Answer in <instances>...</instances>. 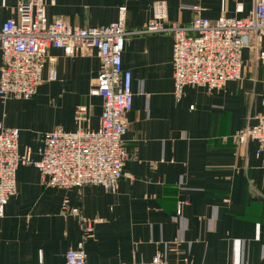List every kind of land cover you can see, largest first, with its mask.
Listing matches in <instances>:
<instances>
[{"label": "crops", "instance_id": "obj_1", "mask_svg": "<svg viewBox=\"0 0 264 264\" xmlns=\"http://www.w3.org/2000/svg\"><path fill=\"white\" fill-rule=\"evenodd\" d=\"M22 1L0 0V26L17 17ZM46 1L49 21L83 29L109 26L127 6L123 69L132 74L134 93L127 115L130 160L115 194L92 186L51 189L38 169L20 166L17 194L0 217V264H65L66 253L82 239L78 219L62 213L65 199L86 218L102 221L86 240L87 264L150 262L157 254L169 264H264V155L258 156L256 142L242 145L235 138L263 111L264 61L258 62L254 48L264 51V37L248 42L241 80L211 92L187 86L178 101L173 36L144 31L160 1L169 23L189 27L196 9L211 22L243 19L254 14L256 0ZM239 2L242 14L236 13ZM52 68L57 77L49 81ZM99 71L95 51L69 56L51 48L36 95L0 100V124L20 131V154L31 149L37 161L45 134L76 131L79 107L89 110L82 128H99L104 101L90 95ZM42 94L53 95L65 118L56 114L50 128L30 134L19 125V114Z\"/></svg>", "mask_w": 264, "mask_h": 264}, {"label": "built area", "instance_id": "obj_2", "mask_svg": "<svg viewBox=\"0 0 264 264\" xmlns=\"http://www.w3.org/2000/svg\"><path fill=\"white\" fill-rule=\"evenodd\" d=\"M241 1V0H238ZM189 27L168 22L167 5L160 1L153 6V19L144 30L151 34H171L174 39L172 62L175 97L179 101L187 86L207 91L222 89L228 82L242 79L243 53L248 42L264 37V0H256L252 16L220 17L211 22L202 17L201 9ZM239 2L236 13L242 14ZM17 17L0 26V100H31L43 83V72L51 48L64 50L69 56L86 55L95 51L100 71L90 91L92 97L104 101L97 130L83 129L88 121V108L76 111L78 129L74 132L53 131L42 137L38 150L40 159H32V151L19 152L20 131L0 124V217L11 198L17 194V170L33 166L42 175L44 185L51 189L70 191L83 187H101L108 193H117L130 160L126 135L127 115L133 108L132 74L123 69V53L128 36L126 31L127 6L118 9V19L109 26L83 29L59 19L49 21L46 0H24L17 9ZM257 60L264 61V51L256 44ZM52 64L55 58H49ZM57 73L52 68L48 80ZM263 111L256 123L236 134L240 144L256 142L258 156L264 155V95ZM225 202H228L226 200ZM62 213L78 219L82 239L76 249L66 253L65 264H87L85 243L101 219H88L70 201L62 203ZM181 214V208L177 211ZM185 264H191L185 260ZM125 264H169L157 254L150 262Z\"/></svg>", "mask_w": 264, "mask_h": 264}, {"label": "rangeland", "instance_id": "obj_3", "mask_svg": "<svg viewBox=\"0 0 264 264\" xmlns=\"http://www.w3.org/2000/svg\"><path fill=\"white\" fill-rule=\"evenodd\" d=\"M60 113L61 111H58L53 104V95L42 94L31 105L26 107L23 112H20L19 125L28 129L30 134H34L37 130L43 131L50 128L48 121ZM61 116L65 118L64 114Z\"/></svg>", "mask_w": 264, "mask_h": 264}]
</instances>
